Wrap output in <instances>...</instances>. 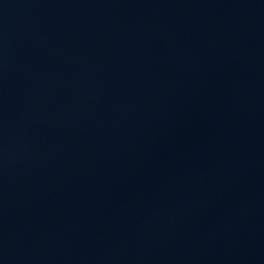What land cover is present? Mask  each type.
Wrapping results in <instances>:
<instances>
[{"label":"water","instance_id":"1","mask_svg":"<svg viewBox=\"0 0 264 264\" xmlns=\"http://www.w3.org/2000/svg\"><path fill=\"white\" fill-rule=\"evenodd\" d=\"M0 264H264V0H0Z\"/></svg>","mask_w":264,"mask_h":264}]
</instances>
